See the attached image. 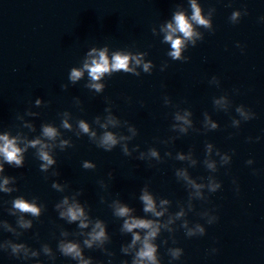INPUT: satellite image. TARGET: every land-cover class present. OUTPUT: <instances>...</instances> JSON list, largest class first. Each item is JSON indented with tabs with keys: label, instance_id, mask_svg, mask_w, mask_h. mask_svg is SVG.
I'll use <instances>...</instances> for the list:
<instances>
[{
	"label": "water",
	"instance_id": "water-1",
	"mask_svg": "<svg viewBox=\"0 0 264 264\" xmlns=\"http://www.w3.org/2000/svg\"><path fill=\"white\" fill-rule=\"evenodd\" d=\"M228 3L229 0H197L205 13L209 7L215 8L212 18L215 31L209 33L201 28L204 39L184 52L190 59L183 63L167 57L170 46L161 43L164 33L160 29L172 22L177 11L190 15L187 0H0V128H10L15 134L17 128L23 129L24 124L33 122L36 133L28 129L21 133L32 138L39 133L42 121L58 125L57 113L65 110L74 118L91 124L95 116L104 115L107 97L112 102L113 113L138 129L139 134L130 142V147L138 144L141 151L156 147L161 156L165 151H171L174 156L177 151L187 152L192 148L198 161L203 159L205 141L222 152L231 154L234 150L231 164L215 173L222 182V189L211 194L210 203L193 201L195 212L188 214L190 222L204 224L206 234L186 238L184 231L178 230L175 233L177 244L169 240L168 245L158 248L161 264H168L167 247L183 249L180 260L172 264H264V20L261 19L264 0H231V7ZM245 8L248 14L242 16L238 24L229 22L233 10ZM237 42L243 46V52L236 47ZM105 44L109 47V55L118 48L147 51L146 59L155 65L152 74L141 73L136 77L121 72L111 78L105 75L102 82L106 87L101 94L83 87L88 82L86 72L77 84H69V69L82 68L90 47L96 46L99 50ZM165 61L168 67L161 72L160 65ZM213 76L219 79V87L209 83ZM62 84H69V87L64 90ZM225 93L232 101V108L228 113L215 111L213 97ZM164 95L169 96L173 104L191 110L195 127H201L203 113L207 111L219 128L206 135L190 131L172 145L160 144L157 138L175 135L169 131L175 109L163 104ZM37 97L41 99L39 108L35 104ZM74 97L79 98V107ZM125 97H130V101ZM240 104L251 108L256 118L242 122L236 129L231 127V118H239L234 109ZM216 107L222 110L221 105ZM27 109L40 115L34 118L25 112ZM120 131L127 134L125 129ZM257 136L261 137L258 142H246L247 137L254 140ZM68 137L75 146L64 152L57 150V177L39 171L40 162L32 155V149L25 153L23 168L5 165V174L17 177L19 191L11 196L0 193V198L37 196L39 202L47 206L40 221H34L33 228L17 242H25L35 249L46 242L55 251L53 233L59 236L56 226L62 225L68 231L76 229L75 224L59 220L54 211L53 205L62 195L69 194L51 188L55 179L67 183L71 191L81 190L78 199L87 202L90 215L105 221L111 237L106 247L115 254L112 264H119L122 259H130L120 252L121 244L130 240V236L121 235L122 221L113 217L107 203L119 198L134 207L137 215H143L137 197L140 188L149 183L154 194L173 201L170 210L176 211L175 202L186 200L187 192L183 184L177 182L174 169L186 164L165 158L164 163L149 167L147 161L135 159L138 153L126 157L119 146L105 152L91 144L87 136L77 139L65 132V138ZM250 158L254 163L249 166L245 161ZM83 160L94 162L95 170L83 169ZM109 172H112L111 179ZM189 172L194 178L209 174L200 163ZM45 175H48L47 180ZM234 178L239 194L234 190ZM100 180L105 182L106 189L100 187ZM101 196L107 203L100 202ZM204 208H215L219 217L216 223L207 225L196 215ZM0 219L15 226V217L9 216L3 208H0ZM34 233L39 234L38 239L34 238ZM167 237L168 233H162L156 243L159 245L160 239ZM3 239L14 237L0 229V240ZM212 248L218 251L212 254ZM85 255L108 264L109 257L99 250H85ZM56 256L55 264H75L58 252ZM40 259L44 264H52L43 255ZM0 264L34 262L20 261L0 252Z\"/></svg>",
	"mask_w": 264,
	"mask_h": 264
},
{
	"label": "clouds",
	"instance_id": "clouds-1",
	"mask_svg": "<svg viewBox=\"0 0 264 264\" xmlns=\"http://www.w3.org/2000/svg\"><path fill=\"white\" fill-rule=\"evenodd\" d=\"M190 7V15L184 11H177L172 17V22H168L160 29L164 33L162 44L170 46V50L166 52L167 57L172 61H180L186 63L190 57L185 56L184 52L189 47H195L198 41L204 39V33L200 31L203 28L209 33H214L212 18L215 13L214 7H209L205 13L201 5L197 4V0H187ZM231 7V0L227 5ZM204 12V15L201 12ZM242 11L233 10L228 20L232 24H238L242 16H246L247 9ZM264 20V17H261ZM134 47V46H133ZM236 47L243 52V46L237 42ZM87 58L83 62V67L73 66L69 69L68 81L69 84L75 85L84 78L87 73L88 82L83 85L95 94L103 93L106 84L103 80L105 75L111 78L116 73L130 74L136 77L141 76V73L151 75L155 65L151 60L146 59L147 51H132L131 48H118L111 51L109 55V47L107 44L99 47H90L86 53ZM168 67L165 61L160 65V71L163 72ZM210 84L219 87L220 81L216 76H213L209 81ZM69 84H62L61 88L66 90ZM238 91V90H234ZM130 101V97H125ZM74 102L77 107L80 106L78 97H74ZM186 103V101H184ZM106 107L104 115H97L93 118L91 124L84 119L74 118L72 113L65 110L57 113L59 124L54 122H41L39 133L29 138V135H21L23 129H28L30 133H36V126L24 124L23 129L17 128L13 134L10 128H0V193L11 196L12 193L18 192L16 187L17 177L5 174V165L13 168H23L25 164V153L29 149L34 150L32 155L39 163V171L49 174L52 177L59 176L56 170V152H64L66 149L73 148L75 145L71 137L65 138V132L72 133L77 139L82 136H87L91 144L97 149H102L105 152H111L119 146L120 151L126 157H132L133 153H138L135 159L147 161L149 167H155L165 162V158L174 159L183 162L186 166H181L174 169V176L178 183H182L186 192L187 198L184 201H176V211H171L173 201L160 197L150 190V184L145 183L139 190L137 197L141 204L143 215H137L136 209L129 206L119 198H113L110 203H107L104 196L100 197V202L107 203L111 209L113 217L122 221L119 231L121 235L130 236V240L122 243L120 252L124 257L130 259H122L119 264H161V257L158 253V248L168 245L169 240L173 245L177 244L175 233L182 229L186 238L202 237L206 234L204 224L199 222H190L189 213L195 212L193 201H201L210 203L209 197L222 189V182L217 179L215 173L219 168H227L231 164L232 153L222 152L212 143L205 141L203 149V159L198 161L194 156V151L189 148L187 152L177 151L173 156L171 151H165L161 156L160 151L156 147H148L146 151H141L138 144L130 142L138 136V129L129 123L127 120H122L112 111V102L105 97ZM35 104L41 107V99L37 97ZM143 102H141V105ZM163 104L166 107L175 109L172 112V123L169 126V131L175 133L166 139L157 138L158 142L163 145H172L181 136L194 132L197 134L206 135L210 131H215L219 128V124L211 118L209 113H203L201 127L194 126L190 109L181 108L179 104H173L171 98L167 95L163 97ZM213 108L215 111H223L228 113L232 108V101L227 93L222 94L212 99ZM217 105H221L222 110L217 109ZM43 106H46L44 104ZM83 111V109H80ZM235 113L239 117L231 118V127L239 129L242 122H248L256 118V113L251 108L240 104L235 106ZM28 115L38 117L40 114L34 111H28ZM18 116V115H17ZM242 118V119H241ZM103 119V122H102ZM125 129L127 134L120 131ZM231 135L229 138H231ZM260 136L254 138L247 137L246 142H258ZM218 157V159H216ZM155 161V164L152 163ZM200 163L209 173L207 176L193 177L189 169L195 168ZM246 165H252L254 161L250 158L245 161ZM81 167L85 170H95L96 164L90 160H83ZM51 170V171H50ZM253 174L256 170L253 169ZM109 179L112 178V172L108 173ZM48 179V175H45ZM102 189H106L107 185L103 180L98 181ZM235 185V192L239 194V185L234 178L232 180ZM51 188L58 193L69 194L62 195L61 199L53 205L54 211L57 213L58 219L64 221L68 225L75 224L76 229L72 231L66 230L62 225H57L59 231L58 238L53 233V238L56 239V249L49 243H41L39 249L30 247L25 242L20 241L23 234L32 229L34 221L39 222L40 217L47 211V206L43 202H39V197L32 196L31 199L25 198L24 195H17L9 200L0 198V208L12 217H15V226L9 223L6 219H0V229L2 232L11 233L14 239H3L0 244V252L7 253L10 257L20 261H33L34 264H44L40 259L41 255L47 258L48 261L55 264L57 259L56 253L74 261L75 264H101L92 256H86L85 250H99L102 254L109 257L108 264H112L114 253L110 251L106 245L111 242V237L107 231L105 221L98 217L90 215L91 209L87 202H81L78 198L82 195L81 190L71 191L67 183H61L57 180H52ZM10 205V206H7ZM7 206V207H6ZM215 208H204L196 212L200 219L204 220L205 224L212 225L219 219L215 214ZM179 221V224L177 222ZM191 225V226H190ZM168 233L166 239H160V244L156 243L162 233ZM39 234L34 233V238L38 239ZM218 250L211 249V253L215 254ZM166 255L169 257L168 264L173 261L180 260L183 255V249L180 247H167Z\"/></svg>",
	"mask_w": 264,
	"mask_h": 264
}]
</instances>
